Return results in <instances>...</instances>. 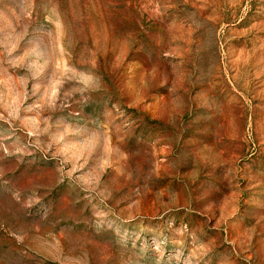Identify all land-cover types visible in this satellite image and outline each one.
Wrapping results in <instances>:
<instances>
[{
	"label": "rangeland",
	"instance_id": "rangeland-1",
	"mask_svg": "<svg viewBox=\"0 0 264 264\" xmlns=\"http://www.w3.org/2000/svg\"><path fill=\"white\" fill-rule=\"evenodd\" d=\"M0 264H264V0H0Z\"/></svg>",
	"mask_w": 264,
	"mask_h": 264
}]
</instances>
